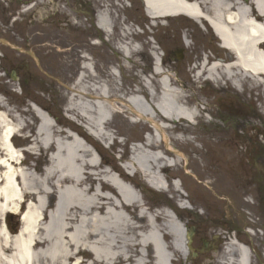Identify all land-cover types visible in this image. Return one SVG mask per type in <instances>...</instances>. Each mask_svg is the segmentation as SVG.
I'll return each mask as SVG.
<instances>
[{
  "label": "rangeland",
  "instance_id": "1",
  "mask_svg": "<svg viewBox=\"0 0 264 264\" xmlns=\"http://www.w3.org/2000/svg\"><path fill=\"white\" fill-rule=\"evenodd\" d=\"M34 1L39 2V5L27 12L30 15L36 12L35 17L42 19L41 28L48 33L47 54L50 55V62L48 65L43 64L44 57H41L35 59V63H29L31 72L28 76L37 83V90L9 92L4 90L0 79V94L5 98L2 101L13 111L12 114L16 112L19 115L16 118L26 120L35 133L39 120L28 104L32 103L52 119L56 130L73 131L84 138L86 142L80 139L82 144L91 143L97 152L90 145L86 148L93 154L92 159L101 163L97 171L119 169L126 178H130L131 185L136 189L138 184H143L141 174L137 173L133 178L128 176L117 163L119 156L129 159L131 148L135 147L133 144H141L150 136L157 140V127L162 123L158 121V117L152 121L137 116L134 114L136 108L127 104L126 99L132 98L134 91H141L142 85L146 88L150 86L151 82L154 83V88H158V82L161 81L175 90L183 91L190 105L203 112L193 123L185 124L188 127L185 137L193 142L190 146L176 144L178 147H172L168 142L167 147L176 154L170 157L169 162H181L179 180L186 181V194L182 192L187 199L177 204L178 200L173 198L172 192H157L148 188L145 183V190H151L155 194L154 198L140 187L136 189L137 194L142 195L145 206L147 209L151 208L152 212H159L165 201L176 210L182 226L187 227L189 234L193 236L187 260L198 262L195 264H211L216 261L214 257L222 254L226 245L234 240L231 229H237L236 238L254 249V263L264 264V98L260 90L251 88L249 82L238 89L233 85L234 82L228 80H221L217 84L206 79L210 76V63L206 69L208 72L203 71V75L198 77L199 69L195 68H200L207 57L212 59V56H223L218 40L210 28L204 30L198 24L192 26L186 19L151 20L145 15L142 3L138 0L130 1L131 8L125 14L120 8L124 6L122 0ZM12 2L16 3L15 0ZM82 4L87 13V4L95 12L98 11L97 14L104 10L111 13V26L114 30L110 37L90 26L94 20L91 21L89 15L88 18L85 15V19L81 17L78 6ZM125 18L127 23H133L134 26L130 25L124 30ZM26 19L27 17L19 26L14 27L11 35L0 33V36H5L10 41L7 40L9 45L22 42L31 34V27L27 25ZM103 37L108 41H104ZM89 38V44L82 46L80 41ZM0 39L6 42L5 39ZM95 41L100 43L95 45ZM126 45L133 53L125 59L121 55ZM159 60L162 62L161 66ZM86 64L90 65L87 71L83 70ZM108 71L113 74L111 89L114 88V93L111 99L116 100L109 108L114 109L113 106L116 105L120 114L114 113L113 120L107 125L111 140L105 137L97 140L90 134L98 136L102 129L80 122L70 112L75 110V114L86 115L91 121H96L94 107L99 103V96H105L106 93H98V88L102 85L100 82L109 81ZM82 73L84 77L81 80ZM157 97L161 100V93H157ZM107 99L105 96L102 101L108 102ZM231 108L234 110H230ZM236 111L244 112L239 117L241 120L237 119ZM211 122L217 123L219 127H212ZM29 132L30 129L27 128L26 132H21L18 136H29ZM65 135L61 138H65ZM168 136L169 134L165 135ZM13 141L17 149L28 145L20 137H15ZM196 150L199 152L195 153ZM23 154L27 168L32 169L38 165L42 172L50 165L55 152L51 149L37 151L35 155L24 151ZM38 155L41 158L35 161L33 156ZM192 159L205 167L189 168L188 164ZM203 173H208L209 178L201 179ZM108 174L113 177L111 173ZM170 174L176 176L173 168L164 176ZM52 201L53 199L51 203ZM18 218V215L6 217L5 224L11 232H18ZM247 228L252 235L246 233ZM205 243L207 246L204 247ZM92 259V255H81L71 264L78 261L91 264ZM174 259L179 263L185 261L180 256Z\"/></svg>",
  "mask_w": 264,
  "mask_h": 264
},
{
  "label": "bare ground",
  "instance_id": "2",
  "mask_svg": "<svg viewBox=\"0 0 264 264\" xmlns=\"http://www.w3.org/2000/svg\"><path fill=\"white\" fill-rule=\"evenodd\" d=\"M144 3L147 14L154 20L168 16L183 18L185 15L190 19L184 17L183 20L194 26L198 16L207 19L220 43L236 56L234 59L228 54L222 59L218 57V65L209 69V79L217 84L221 80L234 82L238 89L249 82L263 89L264 94V6L260 0H144ZM111 25V19L99 17L98 28L107 33ZM123 52L121 57L126 59L133 50L126 45ZM229 60L232 64L221 67ZM208 65L203 63L200 68H195L199 69L198 77ZM89 66L84 65L83 70L87 71ZM108 72L109 81L100 82L102 85L98 88V93L106 92L108 102L102 101L105 96H99V103L94 107L96 121L75 114V110L70 113L80 122L102 129L94 137L111 140L107 125L114 115L109 107L116 100L111 99L113 74ZM83 77L82 73L81 80ZM147 88L142 85L144 94L134 91L130 97L132 107L136 108L134 114L144 120L154 121L158 117L167 127L156 125L163 143H157L151 136L147 138L141 147L133 150L129 167L136 173L147 174L154 189L160 192L167 187V192H172L173 198L182 202L185 198L180 192L186 181L179 182L180 187L178 183L168 184L170 179L181 177V162L174 160L169 164L170 157L176 154L167 147L168 142L172 147H178L176 144L188 147L193 143L185 137L188 131L185 124L196 116L183 91L161 81L158 88H154L153 82ZM156 92L161 93V100ZM89 97L94 99L92 95ZM3 105L0 100V106ZM113 107L119 109L116 105ZM32 112L39 120L35 133L26 120L11 117L4 107L0 109V264H71L81 255H92L91 264H172L176 256L184 259L186 251H182V238L185 229L179 216L171 218L163 209L159 212L144 210L145 203L134 186L129 187L123 180L110 177L107 171H97L100 165L92 159L93 154L85 144L73 134L56 130L40 109ZM211 126L219 127L214 122ZM27 128L30 135L23 140L31 145L29 151L53 149L55 152L50 165L42 172L38 165L32 169L18 167L21 153L13 143L14 134L24 133ZM166 134L169 136L165 137ZM62 135L65 138H61ZM188 167L205 166L192 159ZM172 168L176 176L164 177L163 174ZM184 175L190 177L187 173ZM98 177L108 179L117 196L112 198L104 193L113 190ZM202 178L208 179V173H203ZM165 180L167 185L163 189ZM19 207H24L21 229L13 234L3 219L11 213L16 214ZM167 237L170 242L166 244ZM224 249L222 254L214 257L218 262L211 264H249L252 261L250 253L233 242ZM76 264H85V261Z\"/></svg>",
  "mask_w": 264,
  "mask_h": 264
},
{
  "label": "flooded vegetation",
  "instance_id": "3",
  "mask_svg": "<svg viewBox=\"0 0 264 264\" xmlns=\"http://www.w3.org/2000/svg\"><path fill=\"white\" fill-rule=\"evenodd\" d=\"M12 1L13 0H1L0 33L2 35L10 34L14 27L19 26L20 22L27 17L26 23L31 27V34L25 37L22 42L17 41L14 42L13 45H9L7 42L8 39L5 36H0V38L6 40V42H2L0 39V75L7 77L12 75L16 76L19 86L24 90L36 89L37 84L28 76L31 72L29 63L30 61L34 62L33 58L40 59L41 57H45L48 52L47 47L49 46L48 33L41 28V19L35 17V11L34 15L24 12L27 11V7L24 6L39 5L38 2L33 0H15L16 3H13ZM82 15L86 14L83 13ZM89 39L85 41L84 39L81 40L82 46H87ZM7 49L11 51H7ZM42 63L48 65L45 58ZM7 80L12 83L10 79ZM7 80H4V83H6Z\"/></svg>",
  "mask_w": 264,
  "mask_h": 264
}]
</instances>
